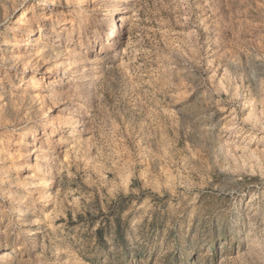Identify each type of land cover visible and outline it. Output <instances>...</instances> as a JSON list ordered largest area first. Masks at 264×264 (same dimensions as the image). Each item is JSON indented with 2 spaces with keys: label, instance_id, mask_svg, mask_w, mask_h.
Instances as JSON below:
<instances>
[{
  "label": "rangeland",
  "instance_id": "1",
  "mask_svg": "<svg viewBox=\"0 0 264 264\" xmlns=\"http://www.w3.org/2000/svg\"><path fill=\"white\" fill-rule=\"evenodd\" d=\"M2 251L264 264V0H0Z\"/></svg>",
  "mask_w": 264,
  "mask_h": 264
},
{
  "label": "bare ground",
  "instance_id": "2",
  "mask_svg": "<svg viewBox=\"0 0 264 264\" xmlns=\"http://www.w3.org/2000/svg\"><path fill=\"white\" fill-rule=\"evenodd\" d=\"M111 22H112V26H115V25H116V24H115V18L112 19ZM30 31H31V34H32V32H36V31H34L33 28H32ZM0 256H1V258H3V257H7V256H9V253L6 252V251H2Z\"/></svg>",
  "mask_w": 264,
  "mask_h": 264
}]
</instances>
